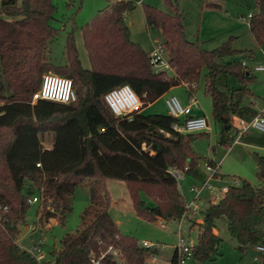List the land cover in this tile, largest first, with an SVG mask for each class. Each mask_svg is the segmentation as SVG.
<instances>
[{
    "label": "trees",
    "instance_id": "obj_1",
    "mask_svg": "<svg viewBox=\"0 0 264 264\" xmlns=\"http://www.w3.org/2000/svg\"><path fill=\"white\" fill-rule=\"evenodd\" d=\"M166 2L169 11L149 3H142V9L146 24L161 31L159 44L172 74L156 69L150 51L131 37L125 14L134 8L133 0H112L81 25L89 67L81 63L73 28L66 35L65 62L50 60L49 42L58 32L51 23L57 11L52 0H0V264H37L31 251L17 241L31 205L28 199L37 195L41 223L52 217L61 221L72 209L74 189L85 178L93 181L89 204L80 227L66 232L51 251L52 264H91L90 258L99 257L110 245L123 264H145L150 248L121 232L109 211L108 178L124 181L137 216L171 220L188 210L173 169L203 181L208 173L200 161L217 164L192 145L206 132L173 129L177 117L169 113L141 110L116 115L103 98L108 89L128 83L144 107L179 83L195 92L203 80L213 120L220 126L217 144L224 146L237 132L234 118L250 119L258 112L250 100L256 75L244 59L234 58L236 54L253 58L254 51L234 47L233 36L213 48L204 47L198 38L188 37L180 9L171 0ZM254 6L248 28L262 46L264 0H255ZM48 70L72 79L74 100L32 101L42 73ZM44 135L51 136L50 147L44 145ZM260 139L264 143V135ZM251 155L262 184L241 178L208 203L202 221L192 225L197 227L195 260L220 255L223 239L213 231L218 218L226 220L240 254L264 244V153ZM175 257L174 253L171 264H176ZM260 258L264 264V252ZM97 264L117 261L106 252Z\"/></svg>",
    "mask_w": 264,
    "mask_h": 264
},
{
    "label": "rangeland",
    "instance_id": "obj_2",
    "mask_svg": "<svg viewBox=\"0 0 264 264\" xmlns=\"http://www.w3.org/2000/svg\"><path fill=\"white\" fill-rule=\"evenodd\" d=\"M57 7L54 13L55 18L51 23L58 27V32L49 42L47 54L50 60L56 64H63L66 60L65 40L67 32L74 29L76 47L81 63L85 67L90 66L86 50L83 46L80 27L89 20L102 7H105L112 0H52ZM135 6L125 14V20L128 24L131 37L140 42L146 50H152L158 44V38H161L159 28L148 26L142 9V3H149L163 10L169 11L166 0H133ZM182 12L183 22L187 35L190 39L198 38L204 47L213 48L221 44L229 36H233L232 45L236 48H251L254 51V57L249 58L244 55L236 54L234 58H242L246 63L253 67L254 64L264 62V44L257 45L253 40L247 25L246 17L248 12L255 10V0H171ZM218 5H212L211 3ZM242 13V14H239ZM245 16H241L244 15ZM72 21L74 24L72 25ZM157 42V43H156ZM164 52V51H163ZM164 55L165 52H164ZM172 74L171 69H166ZM54 72L52 70H48ZM48 71H44L48 72ZM256 79L251 83L255 96L250 100L255 101V107L258 111L263 110L264 106V71L253 70ZM42 73V74H43ZM55 73V72H54ZM189 89L179 83L173 86V89L163 93L153 102L148 103L142 109L145 113H169L165 100L170 95H176L182 103L189 100ZM193 94L198 105L192 108V111L198 114L206 115L208 118L209 129L197 131L206 132L205 136H200L192 141L196 151L205 156H211L220 163L219 170L224 173L226 184H239L240 179L244 178L247 182L259 186L262 183L255 175L256 165L252 158V151L264 152L262 147L253 143H247L251 137H261V133L248 127L243 135L238 137V142H230V145L217 144L220 126L213 120L211 113V99L203 91V80L195 88ZM255 97V98H254ZM264 113V111H263ZM235 123V120H234ZM233 132V130H232ZM235 136H237L235 134ZM51 136L44 135L43 143H50ZM213 147V148H212ZM204 161H200V164ZM179 189L184 194L187 202L193 196V191L189 189L194 179L182 170H178L176 176ZM92 180L85 178L81 184L76 186L72 196V209L65 218L60 221L59 217H52L47 223H41L38 220L39 202H32L26 212V222L20 225V233L17 237L18 243L31 249L35 245L41 247L44 253V262L54 261L51 251L59 247V241L66 232H74L80 227L84 208L89 204V188ZM107 186L109 189L111 202L109 211L111 215L120 220L118 225L123 233H129L136 237L138 243L144 239L152 242L151 250L156 249L157 253H149L145 264H167L172 254L173 244L178 239L177 221L165 220L166 226L163 227L158 221H148L136 215L132 207L129 194L124 181L116 178H108ZM142 197L148 204L153 201L144 193ZM204 206V204H202ZM194 219L202 217L201 213H195ZM264 225V221H263ZM217 232L222 237L220 244V255L214 259L206 261L196 260L195 264H251L253 257L252 249L249 248L245 253L240 254L235 246L237 241L232 237L226 226L224 218L217 219ZM181 233L184 237L196 240L197 227L188 231L186 220L182 224ZM142 245V244H141ZM117 264L122 263L118 255H114ZM152 258V259H151ZM195 260V259H194ZM48 261V262H49ZM43 263V264H48ZM193 262V260H189ZM188 262V263H189Z\"/></svg>",
    "mask_w": 264,
    "mask_h": 264
},
{
    "label": "built area",
    "instance_id": "obj_3",
    "mask_svg": "<svg viewBox=\"0 0 264 264\" xmlns=\"http://www.w3.org/2000/svg\"><path fill=\"white\" fill-rule=\"evenodd\" d=\"M250 16V14H249ZM150 57L153 66L156 69H170L168 60L164 55L163 49L160 44H157L152 50H150ZM243 63H246L243 60ZM253 70H263L264 62L254 64ZM52 99L59 102H69L76 98L75 88L72 83V79L68 76L54 73L45 72L41 76V81L36 90L32 93V101L36 99ZM103 98L110 107V109L116 115H123L131 111H141L143 109V102L141 97L133 90L128 83H123L108 89L104 94ZM165 103L167 105L169 114L177 119L172 123V128L181 132H197L205 129H209L208 118L206 115L192 114V108L198 105L196 97L191 94L187 103H182L176 95H170L166 98ZM237 132L233 139V142H238V137L243 135L248 127L257 129L261 134L264 135V113L263 110L258 111L250 119L236 117ZM39 164V163H37ZM207 171V177L199 185L192 186L191 189L195 191L194 198L200 197L199 191L203 188H207L215 197L222 196L227 190L229 185H222L219 189L212 188L210 179L219 174L217 164H212L204 161L200 164ZM174 174L178 175V170L173 169ZM31 203L38 200L37 195H33L28 199ZM193 201L187 202V207L193 208L195 205ZM186 213V212H185ZM185 213L180 217L182 218ZM163 227L165 222H159ZM144 246L150 245L146 240L142 243ZM192 245L193 241L186 239L181 230H178V239L174 245L176 264H187V259L192 256ZM257 254L253 256L252 264H261L260 253L264 252V244L258 243L254 246ZM37 264L44 263V253L40 246L35 245L29 249ZM111 252L114 255L119 256L118 250L111 245L108 246L107 250L99 255V257L92 256L90 258L91 264L99 263V259L106 253ZM120 264H123L120 263Z\"/></svg>",
    "mask_w": 264,
    "mask_h": 264
},
{
    "label": "crops",
    "instance_id": "obj_4",
    "mask_svg": "<svg viewBox=\"0 0 264 264\" xmlns=\"http://www.w3.org/2000/svg\"><path fill=\"white\" fill-rule=\"evenodd\" d=\"M212 5H218L216 2L215 3H211ZM251 12H248L247 13V15H246V17H249V14H250ZM239 14H242V13H239ZM244 15H241V16H245V13H243ZM72 23V25L74 24V21H72L71 22ZM247 25H248V20H247ZM160 30V29H159ZM81 31V30H80ZM131 32V31H130ZM160 33H161V31H160ZM158 41V44L160 43V41L162 40V35H161V38H158L157 39ZM156 42V43H157ZM150 51V50H149ZM263 58H264V54H263ZM245 61V60H244ZM246 62V61H245ZM171 89H173V86L169 89V90H171ZM167 92V91H166ZM191 94H195L194 92H190L189 93V95H188V98L190 97V95ZM255 96V95H254ZM255 98V97H254ZM188 102V101H187ZM262 109H263V111H264V106L262 107ZM192 114H196V115H199L198 113H195V112H193L192 111ZM234 120H235V123H236V118H234ZM261 136L263 135V134H260ZM249 142H247V143H253V144H256V145H259V147H262L263 149H264V143L262 142V140L260 139V137H251L250 136V139L248 140ZM51 143H52V140L50 139V143L49 144H47V145H45L46 147H50L51 146ZM213 148V147H212ZM262 153H264V152H262ZM209 158H211L213 161H215L216 163H217V167H218V171H219V174L218 175H216V176H214V177H212L211 179H210V182H211V184H212V188H214V189H219V187H221L222 185H228V184H226V181L224 180L225 178H224V173L223 172H221L220 170H219V167H220V163H219V161H217L215 158H213V157H211V156H209ZM193 178V177H192ZM194 179V178H193ZM201 182L199 181V180H196V179H194V181L192 182V184L190 185V187H189V189L191 190V191H193V196H192V198H191V200L190 201H193V203L192 204H194L195 206L193 207V208H188V210L186 211V213H185V215L182 217V218H178V219H171V220H173V221H177V226H176V228H177V231L180 229H182V224H183V222H184V220H186V224H187V228H188V231L190 230V229H192V228H194V227H196L195 225L194 226H192L193 225V223L194 222H201L202 221V219H203V214H202V211L205 209V207L208 205V203L209 202H214V201H217L221 196H219V197H215V195L213 194V193H211L207 188H203V189H201L200 191H199V194H200V197L198 198V199H195L194 198V194H195V191L194 190H192L191 189V187L192 186H195V185H199ZM181 191V190H180ZM184 195V194H183ZM185 198V197H184ZM189 201V202H190ZM187 202V201H186ZM112 204H114V201L113 202H111L110 203V205H112ZM202 204H204V206H202ZM110 205H109V207H110ZM111 213V212H110ZM195 213H201V215H202V217H197V218H195L194 219V214ZM114 218V217H113ZM115 219V221L117 222V224L119 225L120 224V220H118V219H116V218H114ZM156 221H158V222H160V221H163L164 222V219H158V220H156ZM165 226H166V223H165ZM164 226V227H165ZM213 231L214 232H217V228H214L213 229ZM196 235H197V233H196ZM186 238V237H185ZM186 239H189V238H186ZM144 240H146V241H148L147 239H144ZM143 240V241H144ZM191 240V239H190ZM18 241V240H17ZM143 241H142V243H143ZM149 243H150V245H148V247L150 248V246H152V242H150V241H148ZM142 243H140V244H142ZM194 243V242H193ZM143 245V244H142ZM174 245L175 244H173V250H172V254H171V256H170V258H169V261H168V263L167 264H171V258H172V256H173V254L175 253V251H174ZM156 249H153V250H151V248H150V252L151 251H153L152 252V257H153V255H154V252H156L157 253V251H158V249H157V247H155ZM251 249H252V252H251V255H252V257L254 256V255H256L257 254V251L254 249V247H251ZM147 257H149V254L146 256V259H145V263H146V260H147ZM152 259V258H151ZM189 260H193V262H189ZM49 261V260H48ZM196 260H194V258L191 256V257H189L188 259H187V264H195L194 262H195ZM189 262V263H188ZM48 264H50V261L48 262ZM251 264H252V262H251Z\"/></svg>",
    "mask_w": 264,
    "mask_h": 264
}]
</instances>
